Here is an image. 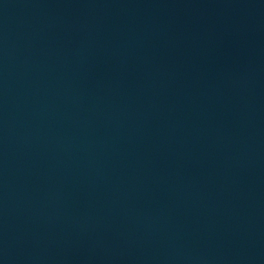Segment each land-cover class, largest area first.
Wrapping results in <instances>:
<instances>
[{
  "label": "water",
  "instance_id": "95a60500",
  "mask_svg": "<svg viewBox=\"0 0 264 264\" xmlns=\"http://www.w3.org/2000/svg\"><path fill=\"white\" fill-rule=\"evenodd\" d=\"M0 264H264V0H0Z\"/></svg>",
  "mask_w": 264,
  "mask_h": 264
}]
</instances>
